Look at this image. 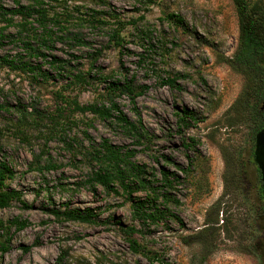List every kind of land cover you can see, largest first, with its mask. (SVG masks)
<instances>
[{"label": "rangeland", "instance_id": "rangeland-1", "mask_svg": "<svg viewBox=\"0 0 264 264\" xmlns=\"http://www.w3.org/2000/svg\"><path fill=\"white\" fill-rule=\"evenodd\" d=\"M45 1L51 15H64L60 22L69 35L54 26L53 33L63 41L54 38L51 48L43 49L46 61L29 56L25 61L40 65L51 77L0 62V160L15 172L7 187L21 191L30 207L14 201L0 208L4 222L28 223L19 232L12 227L10 249H0V264H264V201L252 163L255 131L250 115L260 80L231 62L240 45L234 1ZM249 1L264 16V0ZM15 8L16 0H0L2 14ZM91 14L106 25H75L76 18ZM66 15H73L72 23L64 22ZM168 15L181 22L168 20ZM4 25L0 15V28ZM113 29L120 31L122 47L110 42ZM16 31L10 27L3 35ZM77 33L85 44L69 38ZM21 45L14 37L2 39L0 57L25 54ZM52 56L70 60L74 73L90 71L91 82L77 86L56 76L49 65ZM125 77L144 90L135 103L118 98L140 138L90 113L73 112L63 101L92 104L104 93V78ZM168 79L175 81L173 86ZM182 109L194 114L184 125L178 115ZM103 139L133 151V159L158 180L162 166L178 175L171 202L162 208L181 223L167 219L142 226L133 220L125 196L101 187L92 192L83 154ZM35 155L42 157V165L50 160L57 168L38 170ZM88 208L96 216L94 224L50 212ZM131 227L141 232L130 234ZM4 241L0 235V243ZM25 247L32 249L24 252Z\"/></svg>", "mask_w": 264, "mask_h": 264}, {"label": "trees", "instance_id": "trees-1", "mask_svg": "<svg viewBox=\"0 0 264 264\" xmlns=\"http://www.w3.org/2000/svg\"><path fill=\"white\" fill-rule=\"evenodd\" d=\"M23 1L27 4H23ZM233 1L239 17L240 45L231 62L248 75L259 77L260 80L253 96V103L250 105V115L253 120L254 135L256 136L264 127V109L262 107L264 105V16L250 6L249 0ZM46 5L45 0H16V8L8 11L10 13L4 12L10 14V17L2 14L0 9V15L3 16L6 23L4 27L0 28V38L14 37V41L21 43L25 52V54H19L18 57L12 59L0 57V62L12 70L33 73L44 79L50 78L51 74L42 70L40 65H33L31 61H25V56H29V60L31 58H43L46 61L47 55L43 52V49L49 50L51 43L55 41L54 38L63 41L62 35L59 36L58 33H53L54 26H61L64 34H66V30L68 31V28L60 22V17L64 15L59 13L51 15ZM16 17H19V21H16ZM65 17L64 22L67 24L72 23L75 19L73 15H66ZM167 19L173 21L175 19L176 24L181 22L180 18L175 15H168ZM74 23L76 26L81 27L87 24L95 29L103 28L106 25V21L100 19L98 14H91L88 19L76 18ZM10 27L16 28V34L14 36L10 34L4 36V31ZM69 38L79 44H85L80 33L73 34ZM123 41L118 29L111 30L110 42H113L115 46L122 47ZM92 57L94 56L92 55ZM96 60L92 59V62ZM49 65L55 71L56 76L72 79L73 84L77 86H84L91 82L90 71L86 74L82 71L74 73L70 60L52 56ZM104 82L107 84L104 93L100 95L99 101L88 105H83L73 98H63V101L73 112L90 113L102 121L117 124L128 134H132L137 138L142 137L137 125L130 121L118 102V98L126 97L132 103H135V100L144 94L142 87H137L133 79L129 80L126 77L123 80L115 81L104 78ZM174 82L173 79L167 80V84L172 86ZM178 115L180 116V125L194 119V114L185 109H182ZM23 119L27 121L26 116ZM1 136L2 131L0 129V138ZM83 157L90 168L87 182L91 186L92 192H96L97 187H101L107 193L125 196L126 200L131 203L134 221L139 222L142 226L159 224L167 219L181 223V220L169 212L166 207L162 208L171 202L170 190L174 189L178 179L176 173L162 166L159 172L161 179L158 180L156 174L150 172L148 166L139 164L133 159L135 157L133 151L117 146L107 139H103L97 145L93 144L90 151L84 153ZM34 160V165L40 171L57 168V165L50 160L42 165V157L38 155H35ZM14 175L15 172L9 163L0 160V208H8L14 201L21 202L25 208H30L23 201L21 191L7 187V182L13 179ZM138 193H142L144 196H134ZM50 212L57 218L63 217L72 222L84 224L97 222L96 216L90 208L84 210L66 209L65 211L52 209ZM27 224V222L17 219L7 222L0 219V235L6 239V241L0 243V249L3 253L8 252L10 249L8 242L11 240L10 231L12 227H16V231L19 232L24 230ZM128 232L135 234L141 231L137 230L136 227H131ZM131 242L132 247H137L135 241ZM31 249L32 247H25L24 252ZM63 258L61 257L59 260L62 261Z\"/></svg>", "mask_w": 264, "mask_h": 264}, {"label": "flooded vegetation", "instance_id": "flooded-vegetation-1", "mask_svg": "<svg viewBox=\"0 0 264 264\" xmlns=\"http://www.w3.org/2000/svg\"><path fill=\"white\" fill-rule=\"evenodd\" d=\"M263 109H264V105L262 106ZM264 128V127H263ZM258 134V133H257ZM256 134V136H257ZM256 136L253 140V145H252V148H253V153H252V163H254L255 167H256V170H257V173H258V178H259V183H258V189H259V192H260V195H261V198L263 199L264 201V176H263V171L261 169V166L259 164V161L260 158L259 156L256 154V149H257V145H256ZM258 159V160H257Z\"/></svg>", "mask_w": 264, "mask_h": 264}, {"label": "water", "instance_id": "water-1", "mask_svg": "<svg viewBox=\"0 0 264 264\" xmlns=\"http://www.w3.org/2000/svg\"><path fill=\"white\" fill-rule=\"evenodd\" d=\"M256 154L259 156V162L264 176V128L256 136ZM258 160V159H257ZM264 178V177H263Z\"/></svg>", "mask_w": 264, "mask_h": 264}]
</instances>
